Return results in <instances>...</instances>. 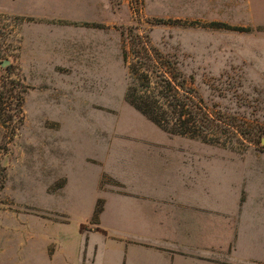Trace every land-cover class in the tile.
Listing matches in <instances>:
<instances>
[{
    "label": "rangeland",
    "instance_id": "374dc122",
    "mask_svg": "<svg viewBox=\"0 0 264 264\" xmlns=\"http://www.w3.org/2000/svg\"><path fill=\"white\" fill-rule=\"evenodd\" d=\"M212 1L107 0V53H121L123 65L100 75L101 91L87 84L96 75H69L75 97H68L59 88L66 75L38 74V0H0V54L9 61L0 65V264H38L40 253L83 242L95 226L88 212L95 133H155L157 145L174 143L157 138L161 129L125 99L130 65L148 54L162 56L140 67L152 84V67L169 79L176 69L211 117H235L259 143L224 125L216 127L218 140L196 141L225 146L236 160L264 161V65L256 64L264 44L250 42L264 28L223 20ZM232 12L231 20H244L242 11ZM186 138L177 150L200 147Z\"/></svg>",
    "mask_w": 264,
    "mask_h": 264
},
{
    "label": "crops",
    "instance_id": "0c3cea01",
    "mask_svg": "<svg viewBox=\"0 0 264 264\" xmlns=\"http://www.w3.org/2000/svg\"><path fill=\"white\" fill-rule=\"evenodd\" d=\"M212 2L223 20L264 28V0ZM107 6L38 0V74L66 75L59 88L68 97H75L69 75H96L87 84L101 91L100 75L123 65L121 53H107ZM239 10L244 20H231ZM251 38L264 44V35ZM161 131L157 138L174 143L157 145L155 133H95L88 212L99 208L96 224L83 242L40 253L38 264H264V161L236 160L227 147L195 139L199 148L177 150V140L188 138Z\"/></svg>",
    "mask_w": 264,
    "mask_h": 264
},
{
    "label": "trees",
    "instance_id": "16d2710c",
    "mask_svg": "<svg viewBox=\"0 0 264 264\" xmlns=\"http://www.w3.org/2000/svg\"><path fill=\"white\" fill-rule=\"evenodd\" d=\"M161 57L157 53L156 56L148 54L139 60L140 65H130V81L125 93L128 104L160 129L172 135L211 142L216 139L213 137L214 133H217L216 127L224 125L232 128L248 141L259 143L258 139L247 137L243 122L238 121L235 117H231V121L211 117L196 90L187 86V82L176 69L172 73V78L169 79L164 74L158 75L159 71L152 67L151 72L156 77L152 84L149 75L140 72V67L144 64L148 65V61L158 60ZM148 67L150 66L148 65ZM6 81L7 79L2 81L3 85L7 83ZM9 82L12 83L13 81ZM18 102L20 103V100ZM98 210L97 207L94 217Z\"/></svg>",
    "mask_w": 264,
    "mask_h": 264
},
{
    "label": "water",
    "instance_id": "95a60500",
    "mask_svg": "<svg viewBox=\"0 0 264 264\" xmlns=\"http://www.w3.org/2000/svg\"><path fill=\"white\" fill-rule=\"evenodd\" d=\"M8 63H9V61H8L7 59H4V60H2V61L0 62V65H1L2 67H5L6 65H8ZM260 142H261L262 145H264V137L261 138Z\"/></svg>",
    "mask_w": 264,
    "mask_h": 264
}]
</instances>
